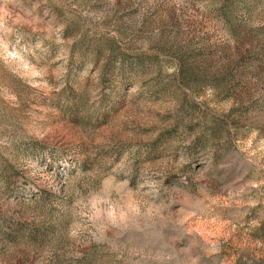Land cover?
Listing matches in <instances>:
<instances>
[{"label":"rangeland","instance_id":"374dc122","mask_svg":"<svg viewBox=\"0 0 264 264\" xmlns=\"http://www.w3.org/2000/svg\"><path fill=\"white\" fill-rule=\"evenodd\" d=\"M0 264H264V0H0Z\"/></svg>","mask_w":264,"mask_h":264}]
</instances>
